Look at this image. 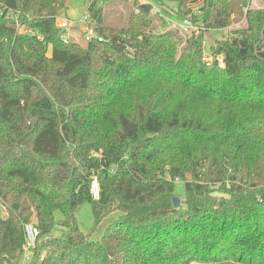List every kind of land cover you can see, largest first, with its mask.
I'll use <instances>...</instances> for the list:
<instances>
[{
  "label": "trees",
  "instance_id": "trees-1",
  "mask_svg": "<svg viewBox=\"0 0 264 264\" xmlns=\"http://www.w3.org/2000/svg\"><path fill=\"white\" fill-rule=\"evenodd\" d=\"M174 1L90 0L87 41L61 37L70 0H0V264H264V8Z\"/></svg>",
  "mask_w": 264,
  "mask_h": 264
},
{
  "label": "rangeland",
  "instance_id": "rangeland-1",
  "mask_svg": "<svg viewBox=\"0 0 264 264\" xmlns=\"http://www.w3.org/2000/svg\"><path fill=\"white\" fill-rule=\"evenodd\" d=\"M166 2V4L169 5V7L171 8H175L176 7V3L174 0H164ZM250 1V6L252 8H264V0H248ZM90 0H70V2L68 3V8L65 12V15H67V17L73 22V27L72 29H75L74 31H71V35L77 40H83L84 38V32L82 30V22L80 21L81 19H83V17L85 16V14L87 13V9L89 6ZM119 7L121 9H123L121 4H118ZM166 17L168 18V20H173L175 22H180V19L175 18L174 14L171 12H165ZM247 23H246V19L244 17H235V21L232 23V25L228 28L222 29V30H210L207 31L208 33H206L205 36V40H206V45L204 47V55L206 58L209 59H213V55L210 54L211 50H210V46L211 44H214L216 42L217 39H223L224 37H226L227 35L230 34V32L232 30L235 29H241L246 27ZM168 27L173 28V29H178L175 26H173L170 22L168 23ZM179 30V29H178ZM220 59H221V55H220ZM190 179V177H188ZM177 184V188H176V196L180 198V200L183 202L184 201V186L182 181H176ZM77 221L79 224L80 229L83 232H89L93 229L94 227V216L92 213V209L89 203H85L83 205L80 206V208L78 209L77 213ZM104 226L103 225V229H98V231H95L92 235L93 239H99L103 233L104 230ZM33 253V252H32ZM31 254H29V256L25 259V260H29V258L31 257ZM24 260V261H25ZM23 261V262H24Z\"/></svg>",
  "mask_w": 264,
  "mask_h": 264
},
{
  "label": "built area",
  "instance_id": "built-area-1",
  "mask_svg": "<svg viewBox=\"0 0 264 264\" xmlns=\"http://www.w3.org/2000/svg\"><path fill=\"white\" fill-rule=\"evenodd\" d=\"M3 9H6V8L3 7L2 3L0 2V14L2 13ZM153 12L154 13H161V12L163 13L162 9L158 6H155L153 8ZM173 14H174V17L176 18L177 13H173ZM60 20H61V23H60L61 29L63 30L61 37H62V39L67 40V38L69 37V34H70V29L73 26V22L65 14H62L60 16ZM80 21L83 23L82 24V30L84 32L85 40L89 41L93 38L98 37L96 32H95V27H94L92 18H91L89 13H86L85 16L83 17V19H81ZM169 21L173 26L178 28L181 32L191 33L193 31H199L201 29L200 26L195 25L190 18H180L179 23L175 22L173 20H169ZM98 38H100V37H98ZM202 45H203V48L206 45L205 37H204V40L202 42ZM91 193L95 199L100 197V183H99L97 175L93 176L92 183H91ZM4 208L5 207L0 202L1 214L7 216L8 213H7V211H5ZM24 231H25V244H24V253L23 254H24V259H26L29 256V254H31L36 247V241H37V237H38L40 230H39V227L37 224L31 222V223H26L24 225Z\"/></svg>",
  "mask_w": 264,
  "mask_h": 264
},
{
  "label": "water",
  "instance_id": "water-1",
  "mask_svg": "<svg viewBox=\"0 0 264 264\" xmlns=\"http://www.w3.org/2000/svg\"><path fill=\"white\" fill-rule=\"evenodd\" d=\"M172 201H173V206L175 208H178L180 206V204H181V200L177 196H174L173 199H172Z\"/></svg>",
  "mask_w": 264,
  "mask_h": 264
}]
</instances>
